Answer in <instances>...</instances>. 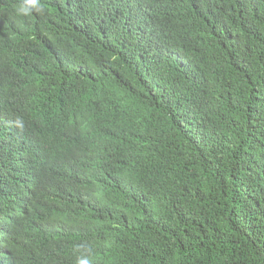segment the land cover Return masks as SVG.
Segmentation results:
<instances>
[{"label":"trees","instance_id":"trees-1","mask_svg":"<svg viewBox=\"0 0 264 264\" xmlns=\"http://www.w3.org/2000/svg\"><path fill=\"white\" fill-rule=\"evenodd\" d=\"M23 2L0 0V264H264V0Z\"/></svg>","mask_w":264,"mask_h":264},{"label":"clouds","instance_id":"clouds-1","mask_svg":"<svg viewBox=\"0 0 264 264\" xmlns=\"http://www.w3.org/2000/svg\"><path fill=\"white\" fill-rule=\"evenodd\" d=\"M40 12L42 8L40 6L39 0H24V2L15 9V14L17 16L27 17L33 12ZM19 127H23L22 122H17ZM76 264H92L93 249L88 245H79L76 248Z\"/></svg>","mask_w":264,"mask_h":264}]
</instances>
